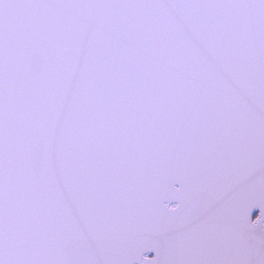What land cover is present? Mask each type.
Returning <instances> with one entry per match:
<instances>
[{
    "label": "snow or ice",
    "instance_id": "1",
    "mask_svg": "<svg viewBox=\"0 0 264 264\" xmlns=\"http://www.w3.org/2000/svg\"><path fill=\"white\" fill-rule=\"evenodd\" d=\"M0 264H264V0H0Z\"/></svg>",
    "mask_w": 264,
    "mask_h": 264
}]
</instances>
